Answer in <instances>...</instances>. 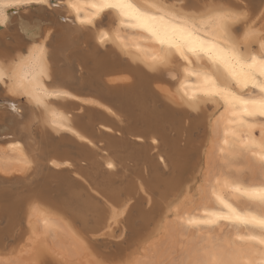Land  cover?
Segmentation results:
<instances>
[{"label":"bare ground","instance_id":"1","mask_svg":"<svg viewBox=\"0 0 264 264\" xmlns=\"http://www.w3.org/2000/svg\"><path fill=\"white\" fill-rule=\"evenodd\" d=\"M64 2L0 0L5 20L0 25V62L30 52L39 54L47 65L44 86L68 94L57 107L69 118L70 129L46 125L41 109L27 97L10 96L0 86V221L4 223L0 260L26 264L22 256L31 252L33 260L27 264H89L75 258L92 247L102 255L98 262L126 264L133 256L148 260L167 240L178 239L184 244L179 264H191L200 248L211 243L225 256L239 255L241 264H259L264 245L248 239L259 235L258 229L224 220L191 226L186 221L208 219L206 212L221 209L209 195L210 176L214 180L218 175L221 179L233 175L246 184L264 180V172L250 156L230 161L229 170L219 152L225 138L229 143L249 138L264 141V118L246 117V124L226 125L223 106L202 104L193 110L180 103L179 80L149 71L112 44H100L94 32L82 30L68 15ZM167 2L180 6V0ZM183 2L199 9L208 0ZM226 2L242 6L253 18L264 13V0ZM23 6H29L27 15L24 9L19 13ZM117 23L108 16L103 28H115ZM37 44L43 45L40 53ZM199 127L191 145L193 129ZM245 170L248 180L241 177ZM19 184L23 190L18 193L2 188ZM142 201L148 212L137 209ZM240 201L236 202L239 207L247 206L246 200ZM112 204L126 205V212L110 226L107 205ZM34 207L43 216L34 213ZM134 214L150 225L142 235L133 227ZM45 218L57 226L46 228ZM93 222L100 225L98 232L93 231ZM223 225L230 230L218 232ZM126 228H131L136 239L127 254L121 252L119 243L115 246L121 262L119 255L109 259L94 247L101 243L108 249L111 242L98 239L112 237L115 229L121 236ZM187 230L195 232L193 238L186 235ZM10 239L15 246L10 247Z\"/></svg>","mask_w":264,"mask_h":264},{"label":"snow or ice","instance_id":"2","mask_svg":"<svg viewBox=\"0 0 264 264\" xmlns=\"http://www.w3.org/2000/svg\"><path fill=\"white\" fill-rule=\"evenodd\" d=\"M63 7L82 30L94 32L100 44H112L149 71L172 81L179 80V102L187 107L199 110L202 104L223 106L221 116L225 117L226 125L246 124V117L264 118V24H260L264 13L253 18L242 6L226 0H208L199 9L188 8L183 0L179 7L167 0H65ZM108 16L118 23L115 28L104 30L103 22ZM4 23L0 11V25ZM42 51L43 45L37 44L36 52ZM46 77L47 65L39 54L30 52L28 56L0 62V86L10 96L27 97L41 109L46 125L65 130L69 118L57 104L68 94L55 87L46 88L43 83ZM11 107L15 109V103ZM222 144L219 152L229 170L230 161L250 156L264 172V141L249 138L229 143L225 138ZM208 183L209 195L221 209L206 212L208 219H188L187 224L214 225L224 220L251 226L260 234L248 239L264 245V180L246 184L235 176L221 179L218 175L214 180L210 176ZM241 199L248 202L244 208L236 203ZM107 208L110 226L126 212V205L112 204ZM33 212L43 216L37 207ZM43 223L46 228L57 226L48 218ZM222 253L216 243H211L200 248L195 261L191 257L189 260L191 264H241L239 255ZM260 255L264 257V251ZM0 264H15V261L10 258L0 260ZM126 264L149 262L146 257L133 256ZM259 264H264V259Z\"/></svg>","mask_w":264,"mask_h":264},{"label":"rangeland","instance_id":"3","mask_svg":"<svg viewBox=\"0 0 264 264\" xmlns=\"http://www.w3.org/2000/svg\"><path fill=\"white\" fill-rule=\"evenodd\" d=\"M26 7H29V6H23V7H21L20 8V12L19 13H23L24 12V14L23 15H27V14H25V12H26ZM31 7V6H30ZM24 9V10H23ZM26 9V10H25ZM11 10H13V9H11ZM10 10V11H11ZM22 10H23V12H22ZM4 30H6V29H4ZM7 33V32H6ZM2 95H4V93L2 94ZM1 95V96H2ZM189 119V118H188ZM199 131H200V127L199 128H197V129H193V140L195 139L196 140V137H197V135L199 134ZM191 141V145H193V142H196V141ZM188 154V153H187ZM190 155H192V159H193V156H194V152L192 153V154H190ZM202 172V171H201ZM201 172H200V174H198L197 175V177H198V180H199V178L201 177L200 175H201ZM248 174H247V173ZM181 174H183V172L181 173ZM74 175V174H73ZM247 175V176H246ZM233 176V175H232ZM241 177L244 179V180H248V178H250L249 177V172L248 171H243V173L241 174ZM248 177V178H247ZM201 179V178H200ZM2 188L3 189H5V190H9L10 192L11 191H13V192H15V193H18L19 191H22L23 190V187H21V184H19V185H14V186H7V185H3L2 186ZM25 193H23V195H24ZM26 195V194H25ZM13 200H11V202H12ZM1 203V202H0ZM142 203V205H140L137 209L138 210H141L140 208H142L143 210H141V211H143V212H148V211H144V201H142L141 202ZM240 203L242 204L243 202L242 201H240ZM157 207H155V210H154V213L157 211ZM10 212V211H9ZM15 212V211H14ZM134 217H135V220H134V223H133V227H135V230L136 231H138V235H142L146 230H148L149 228H150V225L149 224H147L146 222H142L140 219H138V218H136V215L134 214L133 215ZM149 217H150V214L148 213L147 215H146V219H148L149 221H150V219H149ZM131 219H133V218H131ZM4 225V223L2 222V221H0V227H2ZM98 226H100L99 224H95V222H93V224H92V227H93V231L94 232H98L99 231V229H100V227H98ZM137 227V228H136ZM81 228V227H80ZM130 229L131 228H129V229H127L126 228V231L121 235V236H117V234H118V229H115V232H114V235L112 236V237H109V238H99L98 240V242H101L102 240H107V241H110L111 242V245L109 246V248L107 249L105 246H103V244H99V243H97V245H95L94 247L96 248V250L99 252V251H104V253H106L107 254V256H108V258L109 259H115V258H117L118 257V255L120 254L119 253V250H116V251H114L115 250V246H119V244H120V249H121V252L123 251V254H125L124 253V251L126 252V254L128 253L127 251L129 250L128 248L130 247V243H133V240H135L136 239V237H134L133 235V231L131 230L130 231ZM230 229H228V227H226L225 225H223L220 229H219V231L218 232H226V231H229ZM135 231V232H136ZM129 234V235H128ZM131 234V235H130ZM194 234H195V232L194 231H189V230H187V232H186V235L188 236V237H190V238H193V236H194ZM128 235V236H127ZM134 237V238H133ZM16 238V237H15ZM9 240V239H8ZM8 240H5V245L7 246L8 245ZM15 240H17V239H15ZM118 240H120V241H118ZM8 241V242H7ZM118 241V242H117ZM123 241V242H122ZM48 242L50 243V241L48 240ZM14 243V244H13ZM117 243H119V244H117ZM122 243H123V245H122ZM162 243V242H161ZM161 243H159V244H161ZM11 244V246L10 247H12L13 245L15 246V241H12L11 239H10V243H9V245ZM184 244L182 243V241L180 242L178 239H170V240H167V242H165L163 245H162V247H158V248H156L155 250H154V253H150V259H148V260H150V263H152V264H179L178 263V261H179V259H180V255H181V251L183 250V246ZM102 246V247H101ZM6 248H9L8 246L6 247ZM89 248V247H88ZM91 248V249H90ZM89 248V250H85V251H80V253L79 254H83V255H79L78 256V258H75V260L76 259H79V260H81V262L82 261H86V260H88V262H89V264H92L93 263V261L95 262V263H97L98 262V260L100 261V258H98V257H102V255L100 254V253H97L94 249H92V247H90ZM99 248V249H98ZM5 250H7V249H5ZM156 251V252H155ZM89 252H91L90 254H89ZM85 253L88 255H85ZM173 253V254H172ZM157 254V255H156ZM30 255V256H29ZM87 257L86 259H85V256ZM94 255V257H92ZM121 255V254H120ZM119 255V260H120V262L122 261L120 258H121V256ZM28 256H29V258H28ZM24 259H23V258ZM21 258H22V260H23V262H24V260L26 261V262H24V263H32V261L31 260H33V255L31 254V252H29V253H27L26 255H25V257L24 256H22ZM168 257V258H167ZM92 258V259H91ZM97 259V260H96ZM156 259V260H155ZM149 263V264H150ZM15 264H17V263H15Z\"/></svg>","mask_w":264,"mask_h":264}]
</instances>
